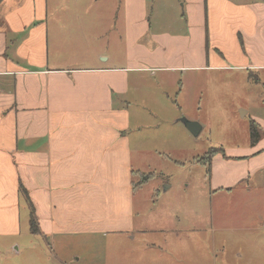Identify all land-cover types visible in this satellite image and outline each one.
Here are the masks:
<instances>
[{
    "label": "crops",
    "instance_id": "0c3cea01",
    "mask_svg": "<svg viewBox=\"0 0 264 264\" xmlns=\"http://www.w3.org/2000/svg\"><path fill=\"white\" fill-rule=\"evenodd\" d=\"M119 2L120 13L113 0H0V264L86 261L95 237L106 260L130 258L135 239L143 254L169 255L181 232L147 227L140 191L153 177L141 180L153 174L133 168L134 123L146 115L130 111L133 74L224 71L264 82V0H183L170 29L154 32L146 0ZM257 104L244 142L211 148L199 162L209 167V196L236 191L264 226V102ZM30 205L39 235L30 231ZM136 263L161 261L144 255Z\"/></svg>",
    "mask_w": 264,
    "mask_h": 264
},
{
    "label": "rangeland",
    "instance_id": "374dc122",
    "mask_svg": "<svg viewBox=\"0 0 264 264\" xmlns=\"http://www.w3.org/2000/svg\"><path fill=\"white\" fill-rule=\"evenodd\" d=\"M115 1L112 9L120 13L122 6ZM233 1L252 4L259 0ZM183 4V0H146V22L153 32L169 30V20L182 14ZM118 26L115 37L122 29L120 23ZM114 44L116 52L119 42L115 39ZM187 73L140 70L133 74L137 81L133 84L136 90L131 96L130 111L146 114L140 116L142 119L137 115L134 123L140 130L133 132L137 144L136 148L132 145L133 168L141 174H153L140 191L147 227L180 230L182 243L175 248L169 243L168 253L179 262L183 260L181 264H264L261 215L235 201L239 194L236 191L230 197L209 196V167L199 162L211 148L244 142L250 115L261 112L262 106L257 103L264 102V82L259 80L257 84L253 80L250 84L236 72ZM182 85L184 89L178 94ZM181 119L197 123L200 133L194 137ZM156 191L159 199L152 198ZM152 231L146 233L156 237L160 233L171 235L166 230ZM101 239L94 238L98 245L93 258L71 264H137L144 255L145 259L172 264L168 254H143L137 239L127 246L130 258L125 255L106 260ZM24 255L18 259L27 263L29 258Z\"/></svg>",
    "mask_w": 264,
    "mask_h": 264
},
{
    "label": "trees",
    "instance_id": "16d2710c",
    "mask_svg": "<svg viewBox=\"0 0 264 264\" xmlns=\"http://www.w3.org/2000/svg\"><path fill=\"white\" fill-rule=\"evenodd\" d=\"M250 140L255 143L257 138H258V129L254 124H250ZM211 152L208 153V158H210ZM152 176H144L143 179L141 180V183H143L144 181H147L149 179H151ZM31 207V205H30ZM29 222H30V231L33 235H39V230H38V223L36 221V218L34 216V212L33 209L31 207V214H30V218H29Z\"/></svg>",
    "mask_w": 264,
    "mask_h": 264
},
{
    "label": "water",
    "instance_id": "95a60500",
    "mask_svg": "<svg viewBox=\"0 0 264 264\" xmlns=\"http://www.w3.org/2000/svg\"><path fill=\"white\" fill-rule=\"evenodd\" d=\"M180 122L184 125L185 128L188 129V131L194 136L196 137L200 131L201 128L199 127V125L195 122H191L189 120H185V119H181Z\"/></svg>",
    "mask_w": 264,
    "mask_h": 264
}]
</instances>
